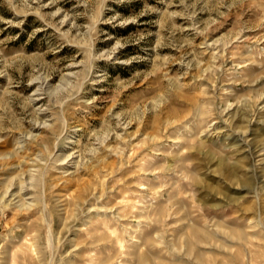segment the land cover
<instances>
[{"label": "rangeland", "instance_id": "obj_1", "mask_svg": "<svg viewBox=\"0 0 264 264\" xmlns=\"http://www.w3.org/2000/svg\"><path fill=\"white\" fill-rule=\"evenodd\" d=\"M0 264H264V0H0Z\"/></svg>", "mask_w": 264, "mask_h": 264}]
</instances>
